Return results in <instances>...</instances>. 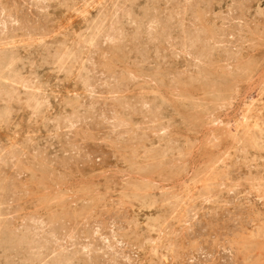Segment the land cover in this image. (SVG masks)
Listing matches in <instances>:
<instances>
[{"label": "rangeland", "instance_id": "rangeland-1", "mask_svg": "<svg viewBox=\"0 0 264 264\" xmlns=\"http://www.w3.org/2000/svg\"><path fill=\"white\" fill-rule=\"evenodd\" d=\"M261 168L264 0H0V264H264Z\"/></svg>", "mask_w": 264, "mask_h": 264}, {"label": "bare ground", "instance_id": "bare-ground-1", "mask_svg": "<svg viewBox=\"0 0 264 264\" xmlns=\"http://www.w3.org/2000/svg\"><path fill=\"white\" fill-rule=\"evenodd\" d=\"M256 145H257V144H256ZM256 145H254V146H256ZM262 147H263V146H262ZM261 169H262V168H261ZM263 169H264V168H263ZM263 169H262V170H263ZM255 172H256V171H255ZM257 173H258V172H257ZM254 174H256V173H254ZM151 206H152V205H151ZM140 233H141V232H140Z\"/></svg>", "mask_w": 264, "mask_h": 264}]
</instances>
